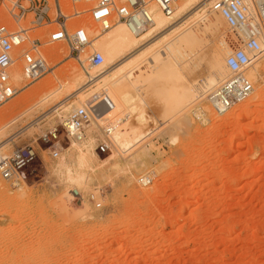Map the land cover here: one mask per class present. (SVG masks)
<instances>
[{
  "label": "rangeland",
  "instance_id": "rangeland-1",
  "mask_svg": "<svg viewBox=\"0 0 264 264\" xmlns=\"http://www.w3.org/2000/svg\"><path fill=\"white\" fill-rule=\"evenodd\" d=\"M10 1L0 0V25L15 30L18 27L7 12ZM46 1L53 20L56 0ZM205 1L198 0L188 10L183 28H178H189L200 39L179 68L171 63L180 78L168 74L167 63L155 72L143 62L131 70L145 71L142 83L134 78L140 70L128 72L130 81L123 78L128 96L120 94V79L104 85L100 77L98 83L83 86L80 79L87 81L96 68L82 70L69 58L64 41L42 48L50 71L34 82L22 77L16 53L18 60L9 72L17 93L0 106V154L32 144L35 155L23 170L26 177L20 187L0 177V264H264V52L249 70L255 73V79H250L253 97L226 116L211 112L199 83L210 76L219 53L230 51L234 38ZM58 3L65 16L82 7L70 0ZM215 18L221 21L218 26ZM29 20L31 15L19 27L29 28ZM67 25L70 30L89 26L85 31L91 32L90 38L97 34L86 16L70 18ZM54 28L44 25L27 35L29 40L43 41ZM170 31L154 34L143 47L170 39L175 32ZM50 49L54 56L47 54ZM142 49L139 46L130 54ZM15 71L21 74L18 86L12 80ZM157 71L161 72L155 75ZM219 73L227 77L224 62ZM78 86L82 87L79 103L73 99L54 112L55 105ZM185 89L197 97L181 101ZM92 97L104 101L101 113L94 110L88 130L96 135L85 145L62 139L67 150L58 160L49 159L42 152L47 146L38 142V136L56 124L59 113ZM196 103L205 112L204 121L191 113ZM117 118L126 119L124 127L135 131L141 141L122 151L110 134V150H95V139H102L101 128L111 127ZM147 174L151 184H137V178ZM73 178L81 180L73 183ZM94 186L103 194L100 209L88 203L68 204L69 190L75 187L89 193Z\"/></svg>",
  "mask_w": 264,
  "mask_h": 264
},
{
  "label": "built area",
  "instance_id": "built-area-1",
  "mask_svg": "<svg viewBox=\"0 0 264 264\" xmlns=\"http://www.w3.org/2000/svg\"><path fill=\"white\" fill-rule=\"evenodd\" d=\"M70 1L72 5L82 7L76 9L71 16H65L56 0L57 8L53 20L48 16L49 7L46 0L8 2V15L18 28L13 30L0 25V106L17 93L11 83L9 72L18 60L15 58L16 53L19 52L22 77L28 82H34L50 71L42 48L63 41L67 44L69 58L82 70L98 68L103 62V56L91 48V38L105 34L117 23H122L133 35L138 36L154 24L152 5L164 16L172 17L179 2V0H123L117 4L115 0ZM209 10L225 21L234 38V45L230 46L224 61L227 77L207 91L204 97L215 115L224 116L245 102L253 92L248 72L252 61L264 52L260 40L264 24V0H213ZM30 15L31 20L28 22L30 27L20 28L19 24L26 21ZM82 16H86V19L95 26L97 33L95 36L90 38L91 32L85 31V28L90 30L89 26L84 28L80 25L73 30L68 28V19H78ZM44 25H55V28L43 41L29 40L28 31ZM88 48L91 49L90 53ZM92 99L59 113L56 124L38 136V142L47 146L42 152L46 153L49 159L58 160L63 151L67 150L60 143L62 139L69 144L85 145L89 142L90 136L96 135L88 133L95 113ZM59 110L61 109L57 111ZM191 113L196 120H205V112L199 107V103L191 107ZM101 130L102 139H95L97 142L95 150L104 153L110 150L111 127ZM37 148L40 149V145L37 144ZM34 155L35 148L32 144L15 147L7 155L0 154V177L11 186L20 187L26 177L23 170ZM136 182L141 186H148L152 182V177L149 174L140 176ZM102 195L101 189L97 186L89 193L74 187L69 190L66 199L70 205L88 203L95 209H100Z\"/></svg>",
  "mask_w": 264,
  "mask_h": 264
},
{
  "label": "bare ground",
  "instance_id": "bare-ground-1",
  "mask_svg": "<svg viewBox=\"0 0 264 264\" xmlns=\"http://www.w3.org/2000/svg\"><path fill=\"white\" fill-rule=\"evenodd\" d=\"M198 0H179L178 5L176 7L177 11H175L174 15L172 17H167L164 16L161 12H159L155 6H151V11L153 13V21L154 24L147 29L145 32L141 33L140 35L136 36L133 35L122 23H117L115 24L107 33V37H93L91 39V48L93 50L99 51L101 53H103V62L101 64L100 67H98L99 69L96 70L98 72V74H95V72H90L88 73L89 78L86 81L84 78L82 79L80 76V82L85 83V84H90L92 82H94L95 80L99 82L100 77L102 78V83L108 84L109 81L112 80H116V79H120L122 82V86L120 85V90L123 96H128V85L124 86V81L123 78L128 77L129 81L131 79V75H129L132 69H136L138 68L141 64H143V62H146L147 66L146 68L148 69V71L151 70H155L157 69L162 63H167L168 66H170V70H168V74L174 76L175 78H180L179 74L175 71V69H173V66L171 65V63L174 66H177L179 68L180 64L187 60L189 58V56L191 54H193V50L192 48H196L198 41H200V39L198 38V36L195 33L190 32L189 28L188 29H184V30H179L178 28H180L183 24H185L186 20H187V16H189L187 13L188 10H190V8L192 6H194L196 4ZM213 0H206L205 2L207 3V5L211 4ZM191 12V11H190ZM195 15V13H194ZM218 16V15H217ZM223 22H225L220 16H218ZM189 20V19H188ZM219 23H221V21L217 18H215V25H219ZM192 25V24H191ZM174 27V28H173ZM192 27V26H191ZM183 28V27H181ZM180 28V29H181ZM178 29L179 31L176 32L175 30ZM166 30H171L170 32L173 33L174 31V35L170 38L167 39L169 36L167 34V38L164 37L165 39L162 40V42H160L159 45L158 43H154L152 45L143 47L144 44H146L147 42H150L148 40H152L150 38H152V36L160 31H164L166 32ZM196 30V29H195ZM261 42L262 45L264 47V33H261ZM93 40V43H92ZM139 46H142L141 51H139L138 53H135L134 55H131V52H134V50H136L137 48L139 49ZM157 49V50H156ZM156 50V52H155ZM196 50V49H195ZM138 51V50H137ZM47 54L49 55H53L55 54L54 50H49L47 51ZM129 54V55H128ZM228 53L223 49V51H221L219 53V55L215 58V60L212 63L211 66V70H210V76L204 80L202 83H199V87L198 89L205 92L209 91L210 89H212L218 82L222 81L223 78L219 73V69L223 68V62L225 61V57ZM187 62V61H186ZM119 63V64H118ZM145 64V65H146ZM139 65V66H138ZM187 65V64H186ZM163 66V65H162ZM71 67V66H70ZM136 67V68H135ZM140 68V67H139ZM143 68V67H142ZM163 68V67H162ZM166 68V67H165ZM70 69V68H69ZM177 69V68H176ZM225 69V67H224ZM93 70V68H92ZM140 70V69H139ZM138 70V71H139ZM164 70V69H163ZM179 70V69H178ZM177 70V71H178ZM135 72H138L136 70H134ZM134 71H131V73H133ZM141 71V70H140ZM73 72V71H72ZM71 72V74H72ZM153 72V71H152ZM156 72V70H155ZM158 72V71H157ZM161 72V71H160ZM155 73L156 74H159ZM163 72V71H162ZM166 72V71H165ZM180 72V71H179ZM139 76L134 75L136 77L134 78H138L137 82H141V80H144V73L145 71H141L138 72ZM70 74V72H69ZM128 74V76H127ZM153 74V73H152ZM153 75V76H155ZM181 75V74H180ZM75 76V75H74ZM77 76V75H76ZM75 76V77H76ZM152 76V75H151ZM152 76V77H153ZM130 77V78H129ZM169 77V76H168ZM166 77V78H168ZM248 77L253 81L255 79V73L252 71L249 72ZM147 78V77H146ZM172 78V77H171ZM73 79V78H72ZM140 79V80H139ZM12 80L15 83V85L18 86V83L21 81V74L18 72H13L12 74ZM74 80V79H73ZM85 80V82H84ZM142 80V81H143ZM158 80V79H157ZM169 80V79H168ZM166 79V81H168ZM177 80V79H175ZM77 81V78H76ZM95 81V82H96ZM132 81V80H131ZM74 82V81H73ZM96 82V83H98ZM95 83V84H96ZM131 83V82H130ZM136 82H134L133 85H135ZM142 83V82H141ZM177 83V81H176ZM137 84V83H136ZM140 84V83H139ZM92 85V84H91ZM90 85V86H91ZM132 85V84H131ZM132 85V86H133ZM77 86V85H75ZM84 86V85H83ZM137 86V85H136ZM136 86H133L135 89ZM141 86V84H140ZM79 87V86H78ZM97 87V86H96ZM139 87V86H138ZM82 87H79L77 89H75V91L71 94L68 95L67 99L59 102L57 105H55V107L53 109L54 112L57 111L59 108L66 106L67 104H69V102L71 103V101L73 102V99H78L79 95L81 93V89ZM206 90V91H204ZM133 92V90H131ZM138 91V90H137ZM136 91V92H137ZM195 91V90H192ZM94 92V91H93ZM175 92V91H174ZM191 89H189L188 91L185 89L183 90V92L181 91V96L180 100L182 98V100H187L188 102H191L196 96V94L194 92L192 95L190 94ZM199 94V91H197ZM196 92V93H197ZM254 92V91H253ZM252 92V93H253ZM101 93V92H100ZM139 93V92H138ZM204 93V94H205ZM251 93V94H252ZM258 93V92H257ZM256 93V94H257ZM262 93V92H261ZM70 94V93H69ZM89 95V94H88ZM100 95V94H99ZM180 95V94H179ZM45 96V95H44ZM47 96V95H46ZM121 96V95H120ZM253 97V95H251ZM49 97V95L47 96ZM87 97V95H86ZM101 96H99L98 98H100ZM43 98V97H42ZM90 98V97H89ZM96 98V97H95ZM95 98H91L94 101V110L95 112H97L98 114L102 112V108L104 106V101H100L97 102L95 101ZM121 98V97H120ZM123 98V97H122ZM126 98V97H125ZM129 98V97H128ZM102 99V98H101ZM130 99V98H129ZM127 99V100H129ZM46 100V101H45ZM100 100V99H99ZM142 100V99H141ZM172 100V99H171ZM181 100V101H182ZM248 100V99H247ZM41 101V100H40ZM45 106H48L50 103L47 102V99L44 98L43 99ZM79 99H78V103H79ZM129 102V101H128ZM40 103V102H39ZM131 103V102H130ZM43 104V105H44ZM81 104V103H80ZM70 105V104H69ZM76 105H72L73 106H77ZM183 105V103H182ZM130 106V105H129ZM132 106V105H131ZM136 107V106H135ZM69 108V107H68ZM132 108V107H131ZM134 108V107H133ZM132 108V109H133ZM175 108V106H174ZM184 108V107H183ZM169 110V109H168ZM105 111V110H104ZM130 111V110H129ZM171 111V109L169 110ZM173 111V110H172ZM165 112V111H164ZM212 112V111H211ZM244 112V109H243ZM168 113V111H167ZM231 113V112H230ZM242 112H240L241 114ZM229 114V113H228ZM114 115V114H113ZM113 115H111L110 118L114 117ZM226 116V115H225ZM140 117V116H139ZM171 117V116H170ZM121 118V117H119ZM119 118H117V123L111 125V138L113 140V142L116 144V146L118 147V149L120 148L122 151L125 150V148L133 143H139L141 141V137L138 136L137 133H135V131H131L129 129H127L126 127H124L125 125V120L126 119H122L120 120ZM128 118V117H127ZM119 120V121H118ZM139 120V119H138ZM217 120V119H216ZM215 120V121H216ZM114 121V119L112 120ZM112 123V122H111ZM114 123V122H113ZM122 123L124 128L119 129L118 127L120 126L119 124ZM26 129V128H25ZM25 129L23 131H25ZM119 129V130H118ZM26 132V131H25ZM20 134V133H18ZM23 134V133H21ZM18 136V135H16ZM128 136V138L126 137ZM14 139V138H13ZM10 139V140H13ZM9 140V141H10ZM1 149V147H0ZM91 149V148H90ZM80 150V149H79ZM81 155V154H80ZM81 157V156H80ZM84 157V155H83ZM80 159V158H79ZM84 160V159H82ZM81 161V160H80ZM79 161V162H80ZM84 162V161H83ZM82 165V162H80ZM79 165V164H78ZM62 168V167H61ZM79 168V167H78ZM68 171V170H67ZM70 173V172H68ZM80 174V173H79ZM68 176V175H66ZM70 176V175H69ZM68 176V177H69ZM82 176V175H81ZM76 177V176H75ZM84 179V178H83ZM73 183L80 181V178H73L70 179Z\"/></svg>",
  "mask_w": 264,
  "mask_h": 264
}]
</instances>
